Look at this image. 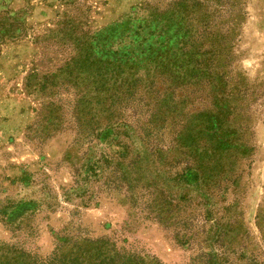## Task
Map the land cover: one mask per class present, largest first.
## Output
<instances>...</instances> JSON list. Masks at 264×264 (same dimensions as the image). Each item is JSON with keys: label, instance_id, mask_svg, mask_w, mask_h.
<instances>
[{"label": "trees", "instance_id": "16d2710c", "mask_svg": "<svg viewBox=\"0 0 264 264\" xmlns=\"http://www.w3.org/2000/svg\"><path fill=\"white\" fill-rule=\"evenodd\" d=\"M243 5L143 0L101 33L62 14L39 37V63L49 53L61 56L59 65L23 76L27 92L42 96L28 130L39 138L72 135L61 160L70 178L62 195L81 204L104 195L173 229L180 244L195 248L191 264H230L231 236L239 228L238 201L224 204L223 193L237 186L238 165L250 154L248 109L261 91L247 87L231 64ZM133 21L135 31L145 27L157 39L172 29L175 39L133 46L126 30ZM23 34L19 15L1 10L0 44ZM100 39L105 59L93 51ZM36 209L35 201H17L2 206L0 218L10 227ZM80 230L67 221L54 235L59 241ZM73 243L66 239L45 261L26 263L20 248L0 242V264H65L74 258L64 261L62 248Z\"/></svg>", "mask_w": 264, "mask_h": 264}, {"label": "rangeland", "instance_id": "374dc122", "mask_svg": "<svg viewBox=\"0 0 264 264\" xmlns=\"http://www.w3.org/2000/svg\"><path fill=\"white\" fill-rule=\"evenodd\" d=\"M142 1L0 0V11L19 15L24 32L0 44V208L24 200L37 204L32 214L10 227L0 218V242L20 248L23 253L19 258L26 263L45 261L54 245L66 239L75 243L67 250L69 245L62 248L64 261L74 258L65 264H191L196 253L195 248L179 243L173 229L141 218L140 213L114 199L101 195L82 204L79 198L66 199L62 194L70 183L69 170L61 160L71 133L39 138L28 130L36 120L42 96L38 91L27 92L23 76L32 70L53 72L61 58L47 53L51 59L39 63V37L46 32L44 28L52 30L60 16L67 14L84 21V29L105 32L104 28L130 14ZM136 23L126 29L133 46L141 42L146 48L160 40L172 43L175 39L172 29L156 39L145 27L135 31ZM239 26L232 41V68L247 87L259 86L261 91L248 109L254 118L248 140L250 154L238 165L237 186L223 193L224 204L237 199L240 215L239 228L231 236L230 264H264V0H244ZM106 47L101 39L93 43L94 53L102 59ZM67 221L81 230L64 232L57 241L54 234ZM213 240L209 238L206 244L211 254L216 252ZM80 242L88 246H78Z\"/></svg>", "mask_w": 264, "mask_h": 264}]
</instances>
